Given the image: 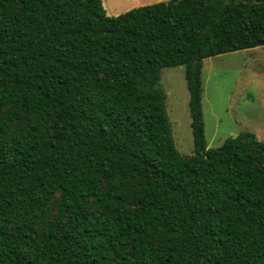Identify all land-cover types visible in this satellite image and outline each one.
Wrapping results in <instances>:
<instances>
[{"label": "trees", "instance_id": "16d2710c", "mask_svg": "<svg viewBox=\"0 0 264 264\" xmlns=\"http://www.w3.org/2000/svg\"><path fill=\"white\" fill-rule=\"evenodd\" d=\"M260 45L264 0H0V264H264V141L209 147L203 110L204 59Z\"/></svg>", "mask_w": 264, "mask_h": 264}, {"label": "rangeland", "instance_id": "374dc122", "mask_svg": "<svg viewBox=\"0 0 264 264\" xmlns=\"http://www.w3.org/2000/svg\"><path fill=\"white\" fill-rule=\"evenodd\" d=\"M165 0H103L109 15ZM185 65L165 67L161 84L174 141L182 155L194 153ZM203 110L209 147L242 132L264 141V45L204 59Z\"/></svg>", "mask_w": 264, "mask_h": 264}]
</instances>
